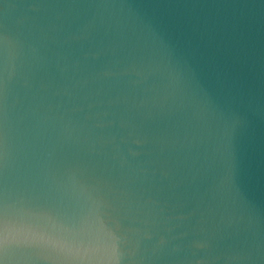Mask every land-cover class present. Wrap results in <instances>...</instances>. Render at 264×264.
<instances>
[{
    "label": "water",
    "instance_id": "water-1",
    "mask_svg": "<svg viewBox=\"0 0 264 264\" xmlns=\"http://www.w3.org/2000/svg\"><path fill=\"white\" fill-rule=\"evenodd\" d=\"M0 264H264V0H0Z\"/></svg>",
    "mask_w": 264,
    "mask_h": 264
}]
</instances>
